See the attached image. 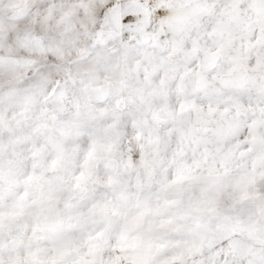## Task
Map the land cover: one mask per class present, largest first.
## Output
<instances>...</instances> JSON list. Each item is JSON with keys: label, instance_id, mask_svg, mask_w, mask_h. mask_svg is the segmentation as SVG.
<instances>
[{"label": "snow or ice", "instance_id": "6c2138e0", "mask_svg": "<svg viewBox=\"0 0 264 264\" xmlns=\"http://www.w3.org/2000/svg\"><path fill=\"white\" fill-rule=\"evenodd\" d=\"M0 264H264V0H0Z\"/></svg>", "mask_w": 264, "mask_h": 264}]
</instances>
